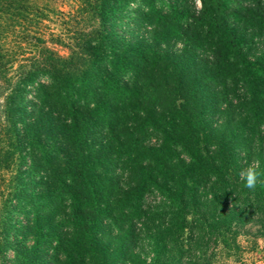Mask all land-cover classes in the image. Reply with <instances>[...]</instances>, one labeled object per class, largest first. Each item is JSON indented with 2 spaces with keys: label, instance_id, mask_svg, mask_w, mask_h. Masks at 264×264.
<instances>
[{
  "label": "trees",
  "instance_id": "16d2710c",
  "mask_svg": "<svg viewBox=\"0 0 264 264\" xmlns=\"http://www.w3.org/2000/svg\"><path fill=\"white\" fill-rule=\"evenodd\" d=\"M182 2L0 0V250L20 163L52 200L20 264H184L264 211V0Z\"/></svg>",
  "mask_w": 264,
  "mask_h": 264
},
{
  "label": "rangeland",
  "instance_id": "374dc122",
  "mask_svg": "<svg viewBox=\"0 0 264 264\" xmlns=\"http://www.w3.org/2000/svg\"><path fill=\"white\" fill-rule=\"evenodd\" d=\"M168 1V0H167ZM241 3H247L249 0H240ZM177 2V6L182 11V15L186 12V8L182 2V0H175ZM195 4V8H198L199 2L198 0H193ZM65 8V7H64ZM139 22L136 18V21H133V24ZM133 27V26H132ZM120 32L126 35V38L131 41H137V37L133 31H129V29L121 28ZM45 46L49 49L53 50L59 56H65L67 54V50L58 44L46 42ZM3 95L4 91L0 88V112L2 110V103H3ZM1 119V113H0ZM6 149V147H4ZM28 164V160L26 159L24 163H20V168L24 170L22 174L24 177L22 178V192L21 196L17 201L18 208L15 210V215L11 222L13 223L9 233L11 236H17L18 240L15 242H11L8 244L4 249L0 250V254L3 255V258L0 256V264H20L17 261L16 254L14 253V249L21 240V232H22V225L26 220L27 212L32 210V202L35 203V208L37 211H41L39 209H46L48 204L52 202L48 197L47 199L50 201L48 202L45 197H40L43 190V187L37 192L36 196L33 195L32 186H33V172L25 168ZM0 175H5V169L1 166ZM36 165V164H35ZM34 165V166H35ZM32 167L34 172L36 171V166ZM1 179V176H0ZM3 187V183L0 181V189ZM35 196V201H31V197ZM43 198V199H42ZM46 203V204H45ZM250 214H246L243 216L242 220H237V216H233V220L228 228V237L226 245L223 247L214 246L213 244V236L209 234L201 235V231L196 230L195 232V239L196 241H200L201 244L206 242L207 249L204 252L205 257L208 258H192V251L186 250L184 247L183 254H182V262H193L194 264H205L208 261V264H264V211L253 212L252 210L249 211ZM189 240V238H187ZM189 243L187 241L185 244ZM186 246V245H185ZM213 247V248H212ZM141 258L145 260L149 259V255L147 254V250L141 252ZM3 259V262H2ZM37 261V259H36ZM196 263H195V262ZM200 261V263H199Z\"/></svg>",
  "mask_w": 264,
  "mask_h": 264
}]
</instances>
